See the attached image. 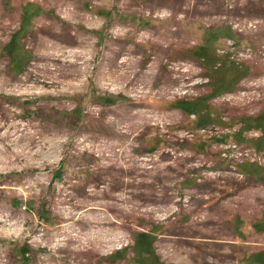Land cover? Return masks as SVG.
<instances>
[{"label": "rangeland", "instance_id": "1", "mask_svg": "<svg viewBox=\"0 0 264 264\" xmlns=\"http://www.w3.org/2000/svg\"><path fill=\"white\" fill-rule=\"evenodd\" d=\"M0 264H264V0H0Z\"/></svg>", "mask_w": 264, "mask_h": 264}, {"label": "built area", "instance_id": "2", "mask_svg": "<svg viewBox=\"0 0 264 264\" xmlns=\"http://www.w3.org/2000/svg\"><path fill=\"white\" fill-rule=\"evenodd\" d=\"M232 147L236 153H238L240 160H247L252 163H261V154L250 146H236L235 144L229 145ZM241 148V149H240Z\"/></svg>", "mask_w": 264, "mask_h": 264}]
</instances>
